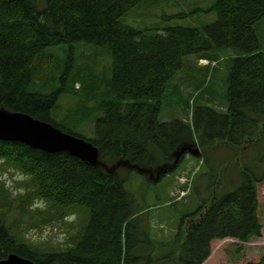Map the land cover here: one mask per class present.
Instances as JSON below:
<instances>
[{
  "label": "trees",
  "instance_id": "1",
  "mask_svg": "<svg viewBox=\"0 0 264 264\" xmlns=\"http://www.w3.org/2000/svg\"><path fill=\"white\" fill-rule=\"evenodd\" d=\"M148 2L0 0V108L69 132L53 116L68 82L73 90L77 84L82 89L85 81L87 88L96 81L106 89L95 107L78 108L81 120L101 114L95 137L87 139L98 147L102 163L0 140V175L25 176L17 182L25 190L18 193L0 176V260L15 253L35 264H203L214 240L230 237L244 244L262 236L257 184L264 181V44L257 34L264 25V0H215L210 8L214 21L200 28L169 26L163 33L158 26L137 28L124 21ZM86 45L108 49L111 56V65L100 68L96 77L82 72ZM56 47L67 55L61 63L54 60ZM200 58L209 64H194L193 59ZM223 62L229 66V111L209 104L197 107L193 127L181 119L163 120L166 104L189 109L193 97L196 103L204 91L214 94L218 84L210 87V76ZM48 63L56 67L44 68ZM194 65L204 72L199 69L197 74ZM182 82L198 83L194 96L184 95ZM194 138L205 165H210L208 146L224 145L241 156L246 151L241 181L221 196L218 183L211 184L213 195L199 209L182 214L169 239H158L151 229L152 214L141 213L149 206L145 198L151 184L137 196L127 183L134 170L144 173L140 170L167 164L182 143ZM36 201L43 206L34 207ZM166 202L156 203L155 210ZM177 205L172 200L168 206ZM74 213L82 215L80 228L63 245L48 246L26 237L30 228L24 221L41 231ZM246 264H264V256Z\"/></svg>",
  "mask_w": 264,
  "mask_h": 264
},
{
  "label": "rangeland",
  "instance_id": "2",
  "mask_svg": "<svg viewBox=\"0 0 264 264\" xmlns=\"http://www.w3.org/2000/svg\"><path fill=\"white\" fill-rule=\"evenodd\" d=\"M214 1L215 0H149L145 8H142V6L141 8H136L128 16L129 18L124 21L128 25L137 28H154L158 26L162 33L166 27L176 25L200 28L216 19L215 12L210 11ZM172 15L176 17H172L168 20L166 19V21L162 19V16ZM262 25L259 27L258 36L262 44H264V25ZM86 47L85 49L83 48L84 52H82V72L96 77L97 71L100 68V71H103V69L111 65V56L108 49L96 51L94 48H90V45H86ZM53 53L56 56L54 60L57 61V63H61L67 57L66 53L60 47L54 48ZM224 53L226 56L232 54L231 52ZM50 66L56 67V65L48 63L44 68L47 69ZM225 67L223 62L220 65V69L216 70L217 72L215 71L213 75L210 74V77H212L210 87L213 85V82H217V84L220 83L222 78L226 75V71L229 70V68L225 70ZM82 77L85 76L82 75ZM209 81L210 80H208L207 83L205 82V87H207ZM60 82V79L56 81L57 84H60ZM80 82L83 83V80H80ZM86 82L87 81L83 83L82 89L76 88L75 90H73V85L68 82L67 90L60 94L58 102L54 107L53 116L63 127L86 138H93L95 137L96 121L101 117V114H97V119L94 118L86 121V118L85 120H81L82 116L78 114V108L82 107V109L85 110L90 106L95 107L101 101V96L106 92V89L103 83H96V81L93 82L90 88H87ZM181 85L184 87L185 84L182 82ZM192 87L193 83H189L183 88V93L187 98H189L191 94H194ZM207 97H214L221 106L226 104L225 98L218 95H207L206 90L201 94L200 98L196 100L193 109L207 105L204 101ZM173 107H171L170 104L165 105L162 115L163 120L181 119L185 120L193 127L194 119L191 117L188 109L182 105L175 109ZM218 110L221 111L222 109ZM207 150L210 165L200 163L202 156L200 157L199 155L190 153L178 164L176 170L164 174V177L160 180H150L147 176H143L136 170L130 177L127 187L131 188V191L137 196L142 194L145 185L151 184L150 186L152 189L147 192L145 198V202H147L148 205L168 200L173 194V190L175 193H178V197L182 191L181 187H189L190 193L183 201H179L177 206L159 204V208L153 211L154 217H164L166 219L159 220L160 223H163L161 226L151 224L152 231L156 233L154 236L157 238L169 239L171 234L176 231L179 224H177V222L181 220L182 214L192 212L197 208L199 209L204 203L203 200L213 195L212 192L214 189H211L210 185L214 182L218 183V187L216 188L220 196L233 190L240 183L242 177L241 167L245 164L248 156L243 160L240 157L235 158L237 154L236 151L226 155V150L228 149L218 144L208 146ZM235 159H237V161ZM229 160L231 162L229 168L225 171L224 176H219L224 170L226 162ZM232 168H236L237 173L236 169L231 170ZM11 172L13 171L11 170ZM176 173L182 176H177V179H175ZM0 176L6 183V186L14 193L25 190L23 186L17 185V182L25 179L24 175L18 172H4ZM230 179H233L231 183ZM172 181V185L166 184ZM182 184L185 185L181 186ZM156 186L158 188H156ZM165 187L167 189H164ZM257 195L259 199L258 214L263 224L262 236L245 244L232 238L215 240L211 243V254L204 264H246L248 262H257L264 256V181L258 183ZM38 206H43V203L41 201H36L34 207ZM156 218L151 221H155ZM81 220L82 215L75 213L61 222L57 220L49 222L47 225L43 226L41 231L37 227H31L30 221H24V225L30 228L26 237L35 243H49L48 246L63 245L66 239L68 240L71 235L79 230V222ZM39 221L40 219H37V222ZM241 246L242 250L239 251Z\"/></svg>",
  "mask_w": 264,
  "mask_h": 264
},
{
  "label": "water",
  "instance_id": "3",
  "mask_svg": "<svg viewBox=\"0 0 264 264\" xmlns=\"http://www.w3.org/2000/svg\"><path fill=\"white\" fill-rule=\"evenodd\" d=\"M0 140L22 142L49 153L66 151L89 164L99 163V149L93 143L23 112L0 109ZM0 264L34 263L10 254Z\"/></svg>",
  "mask_w": 264,
  "mask_h": 264
},
{
  "label": "crops",
  "instance_id": "4",
  "mask_svg": "<svg viewBox=\"0 0 264 264\" xmlns=\"http://www.w3.org/2000/svg\"><path fill=\"white\" fill-rule=\"evenodd\" d=\"M193 62H194V64L196 63V64H198V60H195V59H193ZM195 66V65H194ZM225 70H226V68H229V66L227 65V64H225ZM195 68H197V74H201V71H203L202 69H201V67H198V65H196L195 66ZM201 71H200V70ZM218 69H220V67H217L216 68V70H218ZM204 72V71H203ZM228 72H229V70L228 71H226V75L222 78V80L220 81V84H218L217 85V89L214 91V94H212V95H218V96H221V97H223V98H225L226 99V97H227V94H226V90H227V84H226V81H227V76H228ZM195 78H194V76H191V77H188L187 76V80H190V81H192V80H194ZM187 85H184V87H186ZM183 87V86H182ZM183 87V88H184ZM198 87V83L196 82L194 85H193V87H192V90L194 89H196ZM194 96V95H193ZM204 101L207 103V104H209V105H211L213 108H215L216 110H218V109H222L221 111L222 112H226V111H229L228 110V103H227V101H225L226 102V104L225 105H223V106H221V104L218 102V101H216L215 100V98L213 97V98H211V97H207L206 99H204ZM218 111H220V110H218ZM227 151V150H226Z\"/></svg>",
  "mask_w": 264,
  "mask_h": 264
},
{
  "label": "bare ground",
  "instance_id": "5",
  "mask_svg": "<svg viewBox=\"0 0 264 264\" xmlns=\"http://www.w3.org/2000/svg\"><path fill=\"white\" fill-rule=\"evenodd\" d=\"M258 35V34H257Z\"/></svg>",
  "mask_w": 264,
  "mask_h": 264
}]
</instances>
